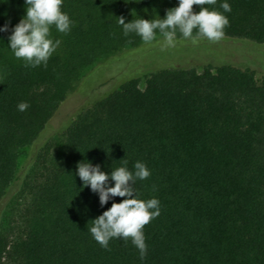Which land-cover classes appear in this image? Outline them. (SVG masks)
Segmentation results:
<instances>
[{
	"label": "trees",
	"instance_id": "16d2710c",
	"mask_svg": "<svg viewBox=\"0 0 264 264\" xmlns=\"http://www.w3.org/2000/svg\"><path fill=\"white\" fill-rule=\"evenodd\" d=\"M160 34L240 41L241 64L162 67L45 144L0 264H264V0H0V202L82 70Z\"/></svg>",
	"mask_w": 264,
	"mask_h": 264
},
{
	"label": "rangeland",
	"instance_id": "374dc122",
	"mask_svg": "<svg viewBox=\"0 0 264 264\" xmlns=\"http://www.w3.org/2000/svg\"><path fill=\"white\" fill-rule=\"evenodd\" d=\"M240 41L211 37H177L160 34L136 47H125L109 57H100L86 66L74 87L58 104L36 140L19 151L15 178L0 202V230L9 221L14 225L27 205L30 194L27 181L37 167L36 157L42 146L51 145L50 154H61L64 132L83 107L92 103L130 77L143 87L146 76L162 67L193 66L201 71L205 64L222 62L241 64L250 60L251 48ZM249 50V51H248ZM264 52H260V55ZM256 77L264 78V60L256 61Z\"/></svg>",
	"mask_w": 264,
	"mask_h": 264
}]
</instances>
